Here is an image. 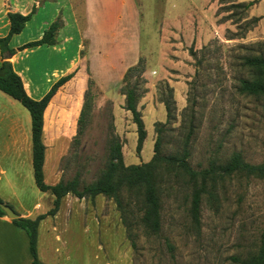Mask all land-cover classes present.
Instances as JSON below:
<instances>
[{
  "label": "rangeland",
  "instance_id": "rangeland-1",
  "mask_svg": "<svg viewBox=\"0 0 264 264\" xmlns=\"http://www.w3.org/2000/svg\"><path fill=\"white\" fill-rule=\"evenodd\" d=\"M138 2L142 8L141 57L146 63V84L141 91L146 90L138 104L148 132L141 154L136 149L137 127L120 97L116 93L106 96L90 78L80 75L48 113L46 182H53L58 163L63 178L81 174V188L102 183L120 147L128 165L150 161L156 124L168 121L162 102L166 98L172 116L162 135L161 153L182 154L194 125L189 145L192 168L202 170L211 162L225 164L234 152L249 163H263L264 99L240 92L239 86L241 79L252 77L243 65L244 58L264 56V0ZM251 2L249 8L237 6ZM0 159L11 183L5 178L0 182L4 203L19 212L18 198L31 204L44 197V206L37 205L36 211L53 207V195L36 186L28 159L20 165L12 154ZM192 190L182 173L166 174L160 185V233L154 231L145 199L136 202L126 192L122 209L102 195L76 200L77 212L71 217L68 235L73 242L58 254L43 251L40 260L59 264H236L233 257L243 258L257 250L264 228V178L237 174L218 179L201 199L200 230L190 217ZM25 206L23 212L32 211Z\"/></svg>",
  "mask_w": 264,
  "mask_h": 264
},
{
  "label": "crops",
  "instance_id": "crops-1",
  "mask_svg": "<svg viewBox=\"0 0 264 264\" xmlns=\"http://www.w3.org/2000/svg\"><path fill=\"white\" fill-rule=\"evenodd\" d=\"M34 6L37 8L36 12L26 23L23 31L11 38L10 48L15 49L16 53L13 56L3 55L0 48V64L4 59L12 62L13 70L22 77L25 89L33 99H42L59 78L77 70L71 81L80 75H86L106 96H114L116 93L120 97V104L123 105L125 96L119 94L120 83L128 68L137 64L142 56L140 41L142 8L138 0H0V37L6 36L9 32L10 11L27 15ZM59 16L63 20V26L58 32L56 45L45 44L20 49L24 44L42 38L44 31ZM161 39L163 36L160 37V42ZM70 82L60 91L67 88ZM57 94L53 99L58 96ZM24 108L20 102L0 91V157L15 155L18 159L17 165H20L23 159V163L28 159L27 166L33 169L32 121L30 113ZM46 131L45 118L44 134ZM1 164L0 159V182L5 178L7 183L11 184L7 169ZM60 168V164L57 163L51 185L71 179L63 178ZM41 198L31 204L18 198L15 202L20 209L19 215L31 217L36 213L37 216L46 213L36 211L37 205L40 204L41 208L44 206L42 202L44 197ZM64 198L57 214L47 216L40 222L39 229L42 232L37 228L40 259L43 251L58 254L60 249L72 241L68 236L72 228L71 217L77 212L76 200L81 199L71 194ZM5 203L9 204L7 201ZM25 205L32 207L28 214L22 211ZM80 226L82 228V225ZM84 229L87 233V226ZM67 252L70 253L69 250ZM32 259L30 239L26 231L16 226L7 215L1 216L0 264H33ZM42 264L59 263L50 260L47 263L42 261Z\"/></svg>",
  "mask_w": 264,
  "mask_h": 264
},
{
  "label": "trees",
  "instance_id": "trees-1",
  "mask_svg": "<svg viewBox=\"0 0 264 264\" xmlns=\"http://www.w3.org/2000/svg\"><path fill=\"white\" fill-rule=\"evenodd\" d=\"M253 2L247 5L237 4L249 8ZM236 5V4H233ZM32 11L24 15L19 12H9L10 29L6 36L0 37V48L2 54L13 56L15 49L10 48L11 38L23 31L26 23L36 12ZM63 26L61 16L58 17L45 31L42 38L24 44L20 49L32 48L40 45H56L58 43V32ZM243 65L251 71L250 79H241L239 91L250 95L262 97L264 99V56H246ZM13 64L10 60L4 59L0 64V91L9 95L20 102L30 113L32 121V166L36 186L42 192H50L53 197V207L46 213L38 215L36 218L22 217L12 219L13 223L26 231L30 239V248L33 256V264H42L38 255V229L40 222L47 216H55L60 209L62 199L68 194L76 198L83 199L97 196H104L112 199L119 208H124L123 199L125 193L136 199V202H145L151 208V221L154 231L160 233L161 230V211L162 199L160 196V185L164 182L167 173L177 171L186 176L187 182L193 185L191 192L190 217L195 229L201 227V205L202 198L209 191L218 179L226 176L246 175L249 177L264 178V162L252 164L247 162L240 152H234L231 158L225 164H216L211 162L208 168L196 170L189 163L190 140L193 135V126L185 138L182 154L164 155L161 153L163 133L167 123L172 116V105L168 98L162 99L167 110L168 121L156 124L157 137L154 142V155L150 161L139 164H126L122 147L118 149L116 160L111 166V173L106 181L99 184H90L81 188V174L77 173L67 182L60 181L54 185L46 182L44 165L46 161L47 146L44 142V128L46 118V130H49L48 113L51 107L69 91V86L75 81H71L76 75V71L68 73L57 80L46 95L40 99H33L26 91L22 77L13 70ZM146 72V63L144 58H140L138 63L129 67L125 72L121 94L125 96L124 108L131 112L133 122L137 127V153L141 154L145 141L147 139L146 124L143 119L142 111L139 108V102L142 98V86L146 84L144 79ZM87 77V76H85ZM71 81V82H70ZM62 91L60 89L66 85ZM171 97H172V89ZM60 91V92H59ZM59 92V93H58ZM58 93V94H57ZM56 94L58 95L53 99ZM53 99V100H52ZM131 198V199H132ZM143 199V200H142ZM133 200V199H132ZM0 201L1 198H0ZM3 202V201H2ZM10 205V204H8ZM11 206V205H10ZM6 216L5 211L0 207V217ZM173 249V246H170ZM236 264H264V228L260 235L259 246L255 252L249 253L246 257H233Z\"/></svg>",
  "mask_w": 264,
  "mask_h": 264
},
{
  "label": "water",
  "instance_id": "water-1",
  "mask_svg": "<svg viewBox=\"0 0 264 264\" xmlns=\"http://www.w3.org/2000/svg\"><path fill=\"white\" fill-rule=\"evenodd\" d=\"M0 207L5 211L6 215L11 219L20 217L19 213L10 205L0 201Z\"/></svg>",
  "mask_w": 264,
  "mask_h": 264
}]
</instances>
